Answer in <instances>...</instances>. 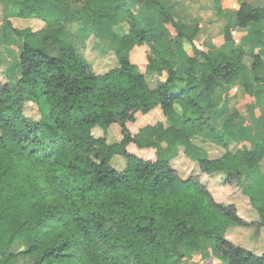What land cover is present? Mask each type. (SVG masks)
I'll list each match as a JSON object with an SVG mask.
<instances>
[{
    "label": "trees",
    "instance_id": "16d2710c",
    "mask_svg": "<svg viewBox=\"0 0 264 264\" xmlns=\"http://www.w3.org/2000/svg\"><path fill=\"white\" fill-rule=\"evenodd\" d=\"M134 1L157 7L175 33L146 26L128 0H1L0 40L10 31L26 39L16 83L9 75L0 79V264H16L20 255L31 264H174L204 241L225 264H264V253L229 237L233 225L264 227V207L251 195L260 221H248L204 181L223 175L224 185L241 188L247 175L262 170L264 126L246 148L241 112L226 107L215 116L217 91L234 82L239 93L264 105V7L243 1L230 14L213 0L211 15L203 11L180 23L169 11L172 0ZM13 18L45 26L19 29ZM220 18L224 45L209 50L207 40L199 46L202 24ZM233 19L254 29L234 34ZM69 24L108 42L118 65L97 73L72 44ZM45 42L58 43L59 53L51 54ZM138 45L149 47L145 72L132 61ZM146 73L157 76L155 86ZM32 104L37 118L26 112ZM156 109L165 121L131 130L138 115ZM114 123L121 127L119 142L93 134L94 127L107 131ZM207 143L224 152L212 157ZM118 154L126 159L122 171L111 165ZM181 156L197 165L196 174L181 176L174 165ZM17 242L22 249L10 252Z\"/></svg>",
    "mask_w": 264,
    "mask_h": 264
},
{
    "label": "rangeland",
    "instance_id": "374dc122",
    "mask_svg": "<svg viewBox=\"0 0 264 264\" xmlns=\"http://www.w3.org/2000/svg\"><path fill=\"white\" fill-rule=\"evenodd\" d=\"M128 1L137 19L143 21L146 26L161 28L167 35L175 33V28L171 23L165 21L164 16L159 13L157 7L144 6L134 0ZM221 3L224 10L226 11L228 9V13L230 14L232 13L230 11H232L236 5V1L234 2L232 0H221ZM212 6H214L213 0H173V5L169 7V11L178 22L189 23L196 19V17H198L203 11H205V15H211L212 12H209L210 10L208 11V8H212ZM203 8H205V10ZM3 9V4L0 0V28L2 31L4 28ZM215 21L216 24H208L207 22L203 23V33L197 41L199 46L207 40L210 41V45H208L209 50L224 45L225 40H222L224 39L222 25L225 23V20L220 18ZM12 23L15 28L19 29L35 26V24L39 25V23L41 24V27L45 26V23L35 20L33 21V19L17 20V18H13ZM208 25L211 27L215 25V28L210 30ZM67 26L71 33L74 34L72 44L87 56L97 73H104L118 65V59L114 52L110 50L108 42L99 40L93 33H91V31L83 29L80 25L69 24ZM206 26H208V29ZM253 29V27H250L249 31H252ZM25 39L26 35L18 37L10 31L6 39L0 40V79L2 81H6L9 75L12 84L16 83L20 72V66L17 63V60L21 54V47L23 46ZM213 39H215L214 42H212ZM27 42H33V38L28 37ZM43 46L53 55L59 53L58 43L48 44L45 42ZM186 46L190 53H195L190 45ZM148 48L147 45H138L132 51V61L135 62L144 72L150 61ZM250 60L251 56L247 55L246 62L249 63ZM146 77L149 84L155 86L158 79L157 76L146 73ZM262 87L264 88V84ZM231 90L232 91L229 93L228 91L217 93L216 96L219 102L215 120L220 119L224 115L226 107H231L232 109L237 108L246 118L244 120H239L238 127L241 130L239 135L240 140L242 144L248 148L261 135L264 126V105L257 104L255 101H252L250 97L242 95L241 92L239 93L237 90V87L231 88ZM26 112L36 118L39 115L35 104L28 105L26 107ZM159 120L165 121V118L160 109H156L150 114L138 115L137 122L130 123L129 127L133 132H136L145 124L155 123ZM93 134L96 137H105L109 143L119 142L122 139V132L119 123L112 124L107 131L96 126L93 128ZM197 141L200 142L199 139ZM204 146L207 147L212 157L219 156L224 152L223 148L214 144L207 143L204 144ZM145 155L148 156V153H145ZM111 165L117 170L122 171L126 167V159L121 154L115 155L111 160ZM174 165L179 169L182 177L192 176L196 174L198 170L197 165L189 162L187 163V159L184 156H181V158L175 161ZM262 170H264V160L262 162ZM262 170H255L251 175H247L241 188H232L224 185L223 175L212 176V178L207 177L204 181L218 201L235 202L244 218L248 221H254L257 223L260 221V215L251 203L250 196L252 195L255 197L257 204L264 207V173ZM256 230L259 233H256ZM229 237L237 242V244L251 249L256 253H264V227L251 226L247 228L233 225L229 230ZM22 247L23 244L17 242L9 251L18 252ZM31 263L32 259L26 255H20L16 262V264ZM174 264H225V261L219 255L213 243L210 241H204L202 242L201 249L190 251L186 259L180 260Z\"/></svg>",
    "mask_w": 264,
    "mask_h": 264
},
{
    "label": "crops",
    "instance_id": "0c3cea01",
    "mask_svg": "<svg viewBox=\"0 0 264 264\" xmlns=\"http://www.w3.org/2000/svg\"><path fill=\"white\" fill-rule=\"evenodd\" d=\"M172 1H173V0H172ZM232 1H234V2L236 1V5L234 6L233 10L230 11V12H232V13H234V12L239 8L241 2H243V1H247V2H249V3H251L252 5H255V6L264 7V0H232ZM225 9H226V8H225ZM226 11H228V9H227ZM17 20H25V19H17ZM33 21H34V20H33ZM35 21H36V20H35ZM208 24H209V23H208ZM202 25H203V24H202ZM208 26H209L210 30H212L213 28H215V25L212 26V27H211L210 25H208ZM208 26H206V28H207ZM31 27H32V30H34V31L39 30L38 28H42L40 23H39V25H38V24H35V26H31ZM204 28H205V27H204ZM249 28H250V27H249ZM249 28H242V27L237 26V25H236V19H233V21H232V30H233V33H234V34H239V35H245V34H248V33H249ZM202 29H203V26H202ZM207 29H208V28H207ZM218 40H221V39H218ZM222 40H224V39H222ZM214 41H215V39H213L212 42H214ZM216 41H217V39H216ZM217 47H221V46H217ZM215 48H216V47H215ZM246 57H247V55L244 56V58H243V62L245 63V65L250 66L251 63H252V57H251V60H250L249 63L246 62ZM238 85H239L238 82H234L233 84L229 85L228 88H226V89H222V90H218L217 93H218V92L222 93V91H228V93H229V92L232 91L231 88L238 87ZM216 99H217V98H216ZM218 102H219V101H218Z\"/></svg>",
    "mask_w": 264,
    "mask_h": 264
}]
</instances>
